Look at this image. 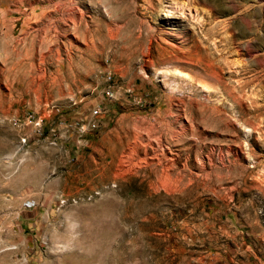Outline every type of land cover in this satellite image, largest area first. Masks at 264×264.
Listing matches in <instances>:
<instances>
[{"label": "rangeland", "instance_id": "1", "mask_svg": "<svg viewBox=\"0 0 264 264\" xmlns=\"http://www.w3.org/2000/svg\"><path fill=\"white\" fill-rule=\"evenodd\" d=\"M91 262L264 264V0H0V264Z\"/></svg>", "mask_w": 264, "mask_h": 264}, {"label": "built area", "instance_id": "2", "mask_svg": "<svg viewBox=\"0 0 264 264\" xmlns=\"http://www.w3.org/2000/svg\"><path fill=\"white\" fill-rule=\"evenodd\" d=\"M104 80L106 82V85L101 89L102 94L107 97L108 99H111L113 97H115V92H114V83H113V77L112 74L110 72H107L104 76ZM103 103L100 101L99 103H97L93 109H92V113L97 114L100 110ZM33 125H35L37 128H39L42 124V117L41 116H37L33 118L32 121ZM96 123L95 121H93V119L88 120V121H81V130L83 131V133L85 134L86 129L88 128H92L95 127ZM25 143V137H22V144Z\"/></svg>", "mask_w": 264, "mask_h": 264}, {"label": "crops", "instance_id": "3", "mask_svg": "<svg viewBox=\"0 0 264 264\" xmlns=\"http://www.w3.org/2000/svg\"><path fill=\"white\" fill-rule=\"evenodd\" d=\"M78 262H79V260H77ZM92 264H97V263H94V262H91ZM45 264H47V263H45Z\"/></svg>", "mask_w": 264, "mask_h": 264}]
</instances>
